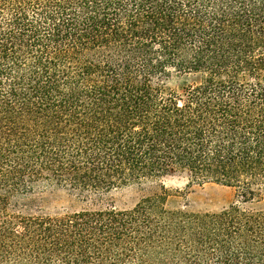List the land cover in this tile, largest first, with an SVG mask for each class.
<instances>
[{
	"label": "trees",
	"instance_id": "16d2710c",
	"mask_svg": "<svg viewBox=\"0 0 264 264\" xmlns=\"http://www.w3.org/2000/svg\"><path fill=\"white\" fill-rule=\"evenodd\" d=\"M171 70L199 80L164 96ZM173 173L240 200L22 201ZM263 185L264 0H0V264H264Z\"/></svg>",
	"mask_w": 264,
	"mask_h": 264
},
{
	"label": "rangeland",
	"instance_id": "374dc122",
	"mask_svg": "<svg viewBox=\"0 0 264 264\" xmlns=\"http://www.w3.org/2000/svg\"><path fill=\"white\" fill-rule=\"evenodd\" d=\"M199 75L193 72L171 70L161 82L164 96H183L186 90L197 83ZM157 192H166L169 209L186 212H217L238 203V189L213 182H191L187 174L173 173L154 180H141L100 191H78L55 185L40 186L35 193L22 201L31 212L64 214L82 209L115 207L131 209L143 197ZM264 207L262 199L256 202Z\"/></svg>",
	"mask_w": 264,
	"mask_h": 264
}]
</instances>
